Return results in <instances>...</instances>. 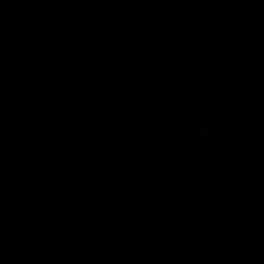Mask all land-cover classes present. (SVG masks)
Returning <instances> with one entry per match:
<instances>
[{
	"label": "water",
	"instance_id": "95a60500",
	"mask_svg": "<svg viewBox=\"0 0 264 264\" xmlns=\"http://www.w3.org/2000/svg\"><path fill=\"white\" fill-rule=\"evenodd\" d=\"M0 264H264V0H0Z\"/></svg>",
	"mask_w": 264,
	"mask_h": 264
}]
</instances>
